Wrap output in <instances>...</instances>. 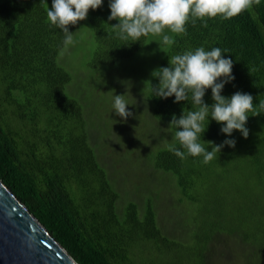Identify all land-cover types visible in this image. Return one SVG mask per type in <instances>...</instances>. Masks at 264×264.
Returning a JSON list of instances; mask_svg holds the SVG:
<instances>
[{
    "label": "trees",
    "instance_id": "obj_1",
    "mask_svg": "<svg viewBox=\"0 0 264 264\" xmlns=\"http://www.w3.org/2000/svg\"><path fill=\"white\" fill-rule=\"evenodd\" d=\"M48 3L0 0L2 182L78 264H264V114L248 118L247 139L238 131L226 137L209 118L202 142L234 138L236 146H225L207 164L202 157H177L170 150L180 147L171 128V140L147 151L157 181L151 183L159 190L124 200L90 141L83 105L67 91L72 77L59 63L64 37L49 24ZM109 15L104 0L70 26L72 32L83 23L91 26V67L130 58L148 39L124 45L110 27L118 21H108ZM207 25L189 23L187 35L173 34L175 43L157 68L169 66L176 54L219 47L232 59L235 76L222 95L250 93L258 106L264 100V0ZM158 83L153 78L152 85ZM151 95L150 88L157 118L170 121L194 110L191 100ZM204 100L213 103L210 89ZM162 203L172 209L163 210Z\"/></svg>",
    "mask_w": 264,
    "mask_h": 264
},
{
    "label": "clouds",
    "instance_id": "obj_2",
    "mask_svg": "<svg viewBox=\"0 0 264 264\" xmlns=\"http://www.w3.org/2000/svg\"><path fill=\"white\" fill-rule=\"evenodd\" d=\"M259 3L260 0H108V21H118L110 27L115 36L125 42L124 45L140 42L149 36H160L162 44L170 46L175 40L167 32L187 35L189 23L195 25L199 21L207 27L210 19L228 20ZM103 4L104 0H52L47 19L51 27L63 33L64 50L76 43L70 26L86 20L90 10L102 8ZM232 69V59L225 58V52L219 47L211 50L198 47L170 57L169 66L153 70L152 76L159 83H150L151 96L160 99L175 97L174 103L191 100L194 106V110L184 109L179 117L173 114L169 122L168 128L176 129L174 135L180 145L179 148L170 147L177 157H202V162L207 164L225 146L235 148L234 138L225 139L221 144L202 142L209 118L221 125L220 131L226 137H232L233 132L238 131L247 139L248 118L264 114V100L257 106L250 93L236 91L230 97L222 95L225 85L235 79ZM209 89L213 100L211 105L204 100ZM113 101V112L120 117V121L114 120L115 123L135 118L128 109L130 104L125 94H114Z\"/></svg>",
    "mask_w": 264,
    "mask_h": 264
},
{
    "label": "rangeland",
    "instance_id": "obj_3",
    "mask_svg": "<svg viewBox=\"0 0 264 264\" xmlns=\"http://www.w3.org/2000/svg\"><path fill=\"white\" fill-rule=\"evenodd\" d=\"M51 5L48 3L46 9ZM73 33L76 43L59 56V63L72 77L67 91L83 105L90 141L96 146L98 159L113 185L124 200L138 201L143 193L159 190L151 183L155 179L150 173L147 151L171 140L169 117H155L149 99L152 72L157 69L168 45L162 44L160 36H149L130 58L113 65L91 67L89 61L95 45L91 26L83 23ZM166 34L173 37L171 32ZM114 94H125L130 104L128 109L135 118L115 123L120 117L113 112ZM157 192L162 194L156 190L151 193ZM162 195L165 198V194ZM166 205L162 203V209L170 211L172 208Z\"/></svg>",
    "mask_w": 264,
    "mask_h": 264
},
{
    "label": "water",
    "instance_id": "obj_4",
    "mask_svg": "<svg viewBox=\"0 0 264 264\" xmlns=\"http://www.w3.org/2000/svg\"><path fill=\"white\" fill-rule=\"evenodd\" d=\"M0 264H78L1 179Z\"/></svg>",
    "mask_w": 264,
    "mask_h": 264
}]
</instances>
